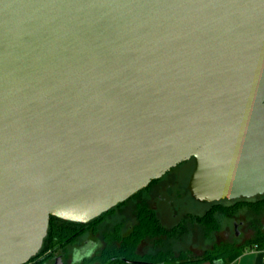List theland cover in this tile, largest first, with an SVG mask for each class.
Returning <instances> with one entry per match:
<instances>
[{
    "label": "water",
    "instance_id": "obj_1",
    "mask_svg": "<svg viewBox=\"0 0 264 264\" xmlns=\"http://www.w3.org/2000/svg\"><path fill=\"white\" fill-rule=\"evenodd\" d=\"M192 159L199 202L264 194V0H0V264Z\"/></svg>",
    "mask_w": 264,
    "mask_h": 264
},
{
    "label": "rangeland",
    "instance_id": "obj_2",
    "mask_svg": "<svg viewBox=\"0 0 264 264\" xmlns=\"http://www.w3.org/2000/svg\"><path fill=\"white\" fill-rule=\"evenodd\" d=\"M194 170V160H188L180 163L176 167L167 172L156 185H152L146 192H151L155 187L161 186V194L163 196H152L148 205L155 209L157 213L163 217V223L168 228H173L171 233L172 241L178 240V244L170 243L171 247H164L167 252H171V256L178 257L182 253H190L192 256L200 257L205 251L211 250L216 246L235 245L239 247L244 245L251 239L260 224L264 223V208L260 213L250 209L246 204L240 205L229 214L220 209H214L215 203L199 202L195 200L188 190V182ZM257 198L249 199L254 202ZM133 199L123 205H132ZM234 201H219L220 206H232ZM214 209L215 225L207 228L201 221L202 216L208 211ZM259 212V211H257ZM243 221V225L238 228L237 235L233 230V221ZM180 235V236H179ZM181 237V239H180ZM82 237L77 238L76 244L81 241ZM110 239H107L106 246H110ZM152 246V240L144 241V254ZM72 245L68 246L63 252L66 264H71L70 255ZM142 246L140 245V250ZM162 249V250H163ZM151 251V250H150ZM85 252V250H84ZM59 252L53 256L56 257ZM52 258V262L54 260ZM51 262V263H52ZM100 260H96L93 264H100ZM86 264V263H85ZM208 264V263H207Z\"/></svg>",
    "mask_w": 264,
    "mask_h": 264
},
{
    "label": "trees",
    "instance_id": "obj_3",
    "mask_svg": "<svg viewBox=\"0 0 264 264\" xmlns=\"http://www.w3.org/2000/svg\"><path fill=\"white\" fill-rule=\"evenodd\" d=\"M233 201L235 204L227 207L220 206L219 202H214L215 206L213 208L226 211L229 214L234 213L237 207L243 204L248 205L250 209L254 211H258V209L264 208V199H262L261 201L249 202V199L241 198ZM214 209L208 210L201 218V221L207 228H212L215 225L213 212ZM143 210L144 222L134 227L132 235L118 238L120 242L119 250L121 251L123 256L129 260L135 259L137 257L134 250L140 243L143 235V231L141 229L142 224H144V238L148 234L161 235L167 232V230L164 229L160 224L155 211L150 206L144 204V207H140L141 213H143ZM103 215L87 224L74 223L61 220L56 217H51L48 227V233L44 240L43 246L40 252L31 260V263L29 264H51L52 258L54 257L53 255L56 252H61L63 254L66 248L70 245L73 246L70 255L71 264H93V262L96 260H100V264H139L126 262L121 258L112 260L111 256L113 252L110 251L109 247H107L102 252L100 257L95 258V256L91 254V250H87L82 246L76 244L78 236L81 235L85 229H88V227L96 225L102 219ZM250 248H255L257 250L264 249V223H260L255 235L244 245H241L239 247H235V245L216 246L211 250L205 251V253L200 257L192 256L188 252L182 253L178 257H173L171 256V253L166 252L161 253L157 257V259L150 257L148 258V261L151 260L155 262L153 264H229L237 257H239L245 250ZM40 256L43 257L40 258ZM144 259L146 260V258Z\"/></svg>",
    "mask_w": 264,
    "mask_h": 264
},
{
    "label": "flooded vegetation",
    "instance_id": "obj_4",
    "mask_svg": "<svg viewBox=\"0 0 264 264\" xmlns=\"http://www.w3.org/2000/svg\"><path fill=\"white\" fill-rule=\"evenodd\" d=\"M158 180L151 182L148 187L132 195L130 199L119 204L118 206H116L115 208H113L112 210L104 214L102 219L96 225L88 227V229H85L84 232L78 236V238L82 237V239L77 245L82 246L83 248L87 250H91V254L94 255L95 258H98L100 257L102 252L108 247L106 246V241L107 239H110L109 248H110V251L113 252L111 256L112 260L116 258H121L122 260L126 262H133V263L135 262L144 263L145 262L149 264L155 263L151 260L148 261V258L153 257L154 259L155 258L157 259V257L161 253L167 252L165 249H163L164 247L166 246L171 247L170 243H174L175 241H176L175 244H178V240H179V239L174 240V242L171 240L173 237L171 235V233L173 232V228L170 229L165 226V224L163 223L164 218L163 217L161 218V216L157 213L155 209L152 208L155 211L160 224L162 225L164 229L167 230V232L161 235L148 234L144 238V224H142L141 229L143 231V235L140 240V243L134 250L135 255L137 256L135 259L129 260L123 256V254L119 250L120 242L118 238L132 235L134 231V227L144 222V210L142 211L143 213H141L140 207L141 208L144 207V204L148 205V201L152 196H163L161 194V190H163L161 186L155 187L151 192L144 193V191L148 190L152 185L154 184L156 185ZM253 198H257L255 201H261L262 199H264V194L258 195ZM132 199H133V203L131 206L126 205L123 207L124 204H126L128 201ZM246 199H252V198H246ZM260 210L262 209L261 208L258 209L259 212L256 211V214L260 213ZM243 223H244L243 221H239V220L233 221V230L237 235L239 234L238 228L242 226ZM260 223H263V222L260 221ZM146 240L147 241L152 240V246L144 254V241ZM140 245L142 246L141 250H140ZM168 253H171V252L168 251ZM58 255H63V254L59 252ZM41 257L43 256H40V258ZM144 258H146V260ZM29 263H31V261ZM51 264H53V262Z\"/></svg>",
    "mask_w": 264,
    "mask_h": 264
},
{
    "label": "crops",
    "instance_id": "obj_5",
    "mask_svg": "<svg viewBox=\"0 0 264 264\" xmlns=\"http://www.w3.org/2000/svg\"><path fill=\"white\" fill-rule=\"evenodd\" d=\"M229 264H264L263 255L255 248L245 250Z\"/></svg>",
    "mask_w": 264,
    "mask_h": 264
},
{
    "label": "built area",
    "instance_id": "obj_6",
    "mask_svg": "<svg viewBox=\"0 0 264 264\" xmlns=\"http://www.w3.org/2000/svg\"><path fill=\"white\" fill-rule=\"evenodd\" d=\"M262 255H263V260H264V249L263 250H258Z\"/></svg>",
    "mask_w": 264,
    "mask_h": 264
}]
</instances>
